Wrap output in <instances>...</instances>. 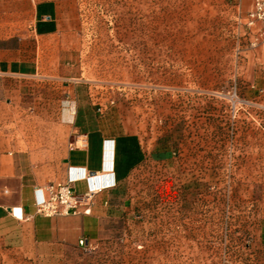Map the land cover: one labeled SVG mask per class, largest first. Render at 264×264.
Here are the masks:
<instances>
[{
  "label": "rangeland",
  "instance_id": "374dc122",
  "mask_svg": "<svg viewBox=\"0 0 264 264\" xmlns=\"http://www.w3.org/2000/svg\"><path fill=\"white\" fill-rule=\"evenodd\" d=\"M70 1L87 94L110 127L139 135L146 160L102 238L35 257L0 245V264H264V21L249 16L254 0Z\"/></svg>",
  "mask_w": 264,
  "mask_h": 264
},
{
  "label": "crops",
  "instance_id": "0c3cea01",
  "mask_svg": "<svg viewBox=\"0 0 264 264\" xmlns=\"http://www.w3.org/2000/svg\"><path fill=\"white\" fill-rule=\"evenodd\" d=\"M78 49L72 1L0 0V245L30 257L102 238L146 160L139 135L110 127L88 96ZM68 181L79 195L96 189L90 212L37 214L46 186Z\"/></svg>",
  "mask_w": 264,
  "mask_h": 264
},
{
  "label": "built area",
  "instance_id": "2783aa9c",
  "mask_svg": "<svg viewBox=\"0 0 264 264\" xmlns=\"http://www.w3.org/2000/svg\"><path fill=\"white\" fill-rule=\"evenodd\" d=\"M249 16L251 19L263 18L264 21V0H254V9ZM95 192H97L96 189L89 188L82 195H79L71 181L49 183L46 186L45 196L35 205V212L46 217L88 214ZM78 245L86 248L89 242L85 238H80Z\"/></svg>",
  "mask_w": 264,
  "mask_h": 264
},
{
  "label": "flooded vegetation",
  "instance_id": "af4514ba",
  "mask_svg": "<svg viewBox=\"0 0 264 264\" xmlns=\"http://www.w3.org/2000/svg\"><path fill=\"white\" fill-rule=\"evenodd\" d=\"M193 193H195V192H193ZM194 202L196 201L195 200V196H194V200H193ZM197 243H200V241L199 242H197ZM205 243H209V241H205Z\"/></svg>",
  "mask_w": 264,
  "mask_h": 264
}]
</instances>
